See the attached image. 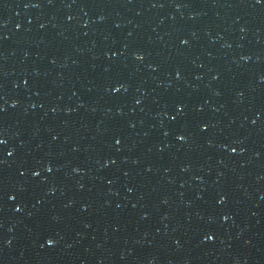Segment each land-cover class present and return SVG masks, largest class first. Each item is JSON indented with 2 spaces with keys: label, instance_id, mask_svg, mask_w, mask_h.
<instances>
[{
  "label": "water",
  "instance_id": "water-1",
  "mask_svg": "<svg viewBox=\"0 0 264 264\" xmlns=\"http://www.w3.org/2000/svg\"><path fill=\"white\" fill-rule=\"evenodd\" d=\"M0 141V264H264V3L0 0Z\"/></svg>",
  "mask_w": 264,
  "mask_h": 264
},
{
  "label": "snow or ice",
  "instance_id": "snow-or-ice-1",
  "mask_svg": "<svg viewBox=\"0 0 264 264\" xmlns=\"http://www.w3.org/2000/svg\"><path fill=\"white\" fill-rule=\"evenodd\" d=\"M257 3H264V0H257ZM138 59H141L142 57H137ZM181 139H183V137H180ZM3 141H0V143H2ZM117 143H119V141H117ZM209 239H211V237H208ZM48 243L51 244L53 243V241L51 239L48 240Z\"/></svg>",
  "mask_w": 264,
  "mask_h": 264
}]
</instances>
